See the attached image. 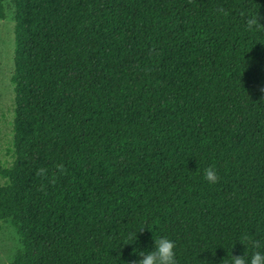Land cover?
Listing matches in <instances>:
<instances>
[{
  "label": "trees",
  "instance_id": "obj_1",
  "mask_svg": "<svg viewBox=\"0 0 264 264\" xmlns=\"http://www.w3.org/2000/svg\"><path fill=\"white\" fill-rule=\"evenodd\" d=\"M256 3L11 0V264H132L160 237L178 264L264 253V29L240 16Z\"/></svg>",
  "mask_w": 264,
  "mask_h": 264
},
{
  "label": "rangeland",
  "instance_id": "obj_2",
  "mask_svg": "<svg viewBox=\"0 0 264 264\" xmlns=\"http://www.w3.org/2000/svg\"><path fill=\"white\" fill-rule=\"evenodd\" d=\"M5 18L0 20V168L11 164L14 93L13 73L14 20L11 0L4 3ZM0 178V184H3ZM21 249L20 239L10 223L0 222V264H11Z\"/></svg>",
  "mask_w": 264,
  "mask_h": 264
},
{
  "label": "clouds",
  "instance_id": "obj_3",
  "mask_svg": "<svg viewBox=\"0 0 264 264\" xmlns=\"http://www.w3.org/2000/svg\"><path fill=\"white\" fill-rule=\"evenodd\" d=\"M257 4V3H256ZM258 11L253 13H244L241 12L240 16L244 20L246 28L249 31L254 29H264V17H262L259 13V9L261 5L257 4ZM219 13L223 15H228L229 13L224 8H219L217 10ZM264 92V88L261 89ZM261 103H264V96L261 97ZM61 171H63V166H59ZM45 169L41 168L37 171L38 176H43L45 173ZM200 169L196 173H199ZM203 178L206 182L210 184H216L220 177L217 173V169L214 166H209L204 169L203 171ZM145 228L140 229L138 232H142ZM137 233L131 235L129 239H137ZM250 239L249 233L242 232V235L239 237L240 241H247ZM243 244V243H242ZM254 247H259L258 242H253ZM177 245L175 241L167 238V237H160L159 239H154V250L149 252H137L136 250L133 251V255H138L140 259L132 261V264H178L176 259V249ZM264 264V253L260 251H255L250 260L247 258L246 252L242 256H234L230 255L228 258H225L222 261V264ZM200 264H210L209 261H201Z\"/></svg>",
  "mask_w": 264,
  "mask_h": 264
}]
</instances>
